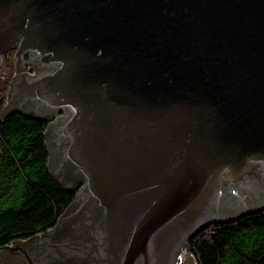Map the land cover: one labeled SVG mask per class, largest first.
<instances>
[{"label":"water","instance_id":"95a60500","mask_svg":"<svg viewBox=\"0 0 264 264\" xmlns=\"http://www.w3.org/2000/svg\"><path fill=\"white\" fill-rule=\"evenodd\" d=\"M0 120L47 124L74 199L0 264H196L264 211V0H0Z\"/></svg>","mask_w":264,"mask_h":264},{"label":"trees","instance_id":"16d2710c","mask_svg":"<svg viewBox=\"0 0 264 264\" xmlns=\"http://www.w3.org/2000/svg\"><path fill=\"white\" fill-rule=\"evenodd\" d=\"M9 80L0 82V112ZM46 126L19 113L0 120V247L48 231L74 199L46 167ZM186 250L196 264H264V211L211 225Z\"/></svg>","mask_w":264,"mask_h":264},{"label":"rangeland","instance_id":"374dc122","mask_svg":"<svg viewBox=\"0 0 264 264\" xmlns=\"http://www.w3.org/2000/svg\"><path fill=\"white\" fill-rule=\"evenodd\" d=\"M13 77H14L13 62L11 60L4 61V63H2V65L0 67V82L6 81L9 79H10L9 81H11V79ZM8 88H9V86H8ZM6 96H7V94H6ZM186 253H188L187 250L183 253V255H185Z\"/></svg>","mask_w":264,"mask_h":264},{"label":"flooded vegetation","instance_id":"af4514ba","mask_svg":"<svg viewBox=\"0 0 264 264\" xmlns=\"http://www.w3.org/2000/svg\"><path fill=\"white\" fill-rule=\"evenodd\" d=\"M2 65V64H1ZM1 65H0V67H1Z\"/></svg>","mask_w":264,"mask_h":264}]
</instances>
